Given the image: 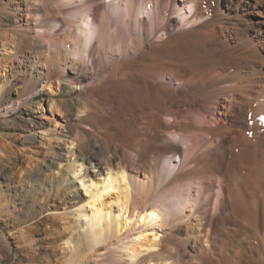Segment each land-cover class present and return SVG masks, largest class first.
I'll use <instances>...</instances> for the list:
<instances>
[{"label": "bare ground", "instance_id": "obj_1", "mask_svg": "<svg viewBox=\"0 0 264 264\" xmlns=\"http://www.w3.org/2000/svg\"><path fill=\"white\" fill-rule=\"evenodd\" d=\"M37 1L19 0L1 8L0 26L13 18L10 29H0V37L10 44V56L31 66L40 63L39 79L44 76L49 81L55 74L81 85L92 78L96 90L111 83L139 120L141 135L139 139L127 136L119 128L116 148L125 164L95 177L81 172L84 153L94 154L85 132L70 136L76 150L70 155L77 160L67 163V174L78 179L84 195L69 197L64 204L45 199L44 207L63 211L56 217L66 237L55 247L70 254L41 256V263L264 264L261 258V262H203L212 239L210 227L206 233L201 231L203 220L211 226L232 219L264 251V182L259 180V175L264 176V0H181V7L177 0H146L145 14L138 7L140 0H127L125 11L115 0L107 7L100 0H57L53 11L46 8L45 12ZM33 15L37 22L32 21ZM21 17L25 25H12ZM30 44L37 54H49L47 66L37 54L28 57L25 50ZM102 57L110 62L106 71L96 68ZM12 78H4L2 85ZM172 81L177 84L174 89ZM32 125L36 128L35 122ZM188 128L196 145L182 131ZM158 135L167 139L165 144L154 141ZM125 147L132 148L135 160H128ZM91 154L88 161L98 164ZM163 164L171 169L169 178L163 177L170 204L164 203L162 194L149 203L147 199L141 205L132 202L130 173L146 167L161 172ZM48 167L40 170H49L52 176L54 171ZM190 173L209 187L218 182L212 214L213 195L207 194L205 203L195 207L191 197L181 200L175 195L183 188L176 181ZM64 181L61 177L57 185L63 187ZM249 203L262 206L258 220L246 209ZM165 227L168 231L159 234ZM173 231L177 243L168 248L175 252L167 247L160 251ZM74 232H78L75 238ZM247 241L236 244L232 257H250L244 253L252 250ZM100 246L107 253L105 259Z\"/></svg>", "mask_w": 264, "mask_h": 264}, {"label": "rangeland", "instance_id": "obj_2", "mask_svg": "<svg viewBox=\"0 0 264 264\" xmlns=\"http://www.w3.org/2000/svg\"><path fill=\"white\" fill-rule=\"evenodd\" d=\"M16 1L19 0H0V19H2L1 8L14 4ZM106 1L100 0L107 7V4L110 5V0L108 3ZM115 2L120 5L121 10L125 11L127 0H115ZM37 3L42 9L44 8V12L47 10L46 8L53 9L58 5L57 0H39ZM145 3L146 0H140L138 6L143 14L146 12ZM181 4L182 1L177 0V6L181 7ZM185 9L187 10V8ZM52 11L51 13L55 15V11ZM37 18L36 15H33L32 21L37 22ZM12 21L13 18L11 21H5L6 25L0 26V29L2 27L3 29L6 27V29H10ZM19 23L22 26L25 25L23 17L12 25ZM9 46L7 39L0 37V264H42L39 258L41 256L51 257L57 252L59 255H66L67 258L70 254L69 250L67 254V252L57 250L55 247V243L66 237V232L61 229L63 223L56 217V213L63 211H53L51 205L49 208L44 207L45 199H48L50 204L53 201L64 204L69 197H83L84 195V189L78 179L72 173L67 174L69 172L67 163L76 159L70 155L76 152L70 136L76 132H85L89 143L91 142L90 145L94 154L91 152L84 153L86 157L83 159L81 172H86L95 177V174H103L109 168L125 164L121 156L122 151L116 148L119 128L124 131L125 135H132L139 139L141 137L139 134L140 125L139 120L131 112L130 106L124 100L119 99L118 91L111 86V83L110 85L108 82L110 86L104 84L103 88L96 90L97 82H94L92 78L81 83V85L70 84L68 78L59 77L55 74L50 76L49 81L44 76L39 79L40 63L31 66L19 62L18 59L10 56ZM25 51L28 57L37 54V49H34L33 44L28 45ZM37 55L42 59L44 67L47 66L49 54L45 51ZM84 60L86 62L87 59ZM101 60L96 63V68L99 71H106L110 62L106 57H102ZM45 69L43 68L44 71ZM10 74L13 75V78L5 83L6 85H2L3 79L6 77L9 79ZM14 77L20 80H16ZM163 80L170 81L167 76H164ZM170 86L174 89L177 84L172 81ZM54 104L57 105L58 109L55 108ZM213 105L211 106L215 107ZM85 109L89 111H85ZM86 112L91 113L92 117L89 118L88 113L87 118H81L87 114ZM206 119H210V116ZM33 122H35L36 128L32 125ZM188 129L182 131L185 133L186 139L190 140L189 143L196 145L197 139L195 136L193 137L192 130ZM152 139L154 140V137ZM155 139L157 141H154L160 144L161 142L165 144L167 141L161 135L156 136ZM125 149L128 160H135L132 148L125 147ZM88 154L93 155V162H98L97 166L88 161ZM47 165L54 171L52 176H49V170L46 173H42L40 170ZM160 167L161 172L146 167V170L141 169L139 172L130 173L131 177L128 184L132 202H140L141 205L147 199L146 203H149L151 197L162 194L164 203L170 204V192H166L163 185L165 180L169 178L171 169L164 164ZM32 170L37 173L35 176L31 175ZM259 176L264 178L263 175ZM61 177H65L63 187L57 185ZM163 177H165L164 181ZM198 177L192 173L180 177L176 183L183 188L178 191L179 196L177 193L175 195L180 199L182 198L181 200L185 199L186 196L191 197L192 207L203 205L207 194L213 195L210 203V214H212L214 200L218 193V182L213 181L209 187ZM261 178L259 179L260 182H264V179ZM150 183L152 186L148 185ZM198 184L199 187H202L200 191ZM175 186L176 184H172V187ZM64 187L67 190L63 189ZM261 188L264 191L263 185ZM245 207L248 211L250 210V216L252 215L253 220H258L261 217L259 214L262 207L260 203L256 205L249 203ZM67 210L70 209L67 208L64 211ZM168 211H176L177 213V210L170 209V207H168ZM214 213L217 212L214 211ZM202 223L201 231L206 233L210 227L207 232L212 239L209 246L210 253L206 256L207 258L205 257L206 261L203 260V262H232V260L261 262L260 258L264 262V251L256 247L257 240L250 237V233L238 226L232 219L223 218L222 221L216 225L212 223L211 226L204 225V220ZM246 224L249 225L250 223ZM176 226L179 227V223ZM164 230L168 231V227L160 230L159 234H162ZM172 233L173 237L170 240H164V243L159 246V250L163 251L167 247V249L175 252V249L168 248L171 244L177 243V239L175 240L176 232L173 231ZM262 233L264 234V230ZM77 235L78 232H74L72 237L75 238ZM1 236L4 237V240ZM245 236H248L250 240L247 241ZM242 239L249 242L250 246L252 245V250H244L245 254L250 255V259L246 255L239 258L232 257L235 247L239 245V241ZM54 247L56 251H54ZM103 248L100 246L99 250H101L102 259H105L107 253L103 251ZM93 254L95 252L88 255ZM99 258V262H101V257Z\"/></svg>", "mask_w": 264, "mask_h": 264}, {"label": "snow or ice", "instance_id": "obj_3", "mask_svg": "<svg viewBox=\"0 0 264 264\" xmlns=\"http://www.w3.org/2000/svg\"><path fill=\"white\" fill-rule=\"evenodd\" d=\"M262 119H264V118H262Z\"/></svg>", "mask_w": 264, "mask_h": 264}]
</instances>
